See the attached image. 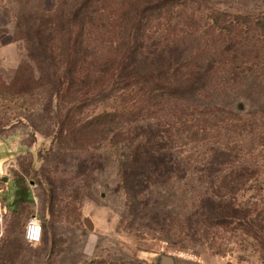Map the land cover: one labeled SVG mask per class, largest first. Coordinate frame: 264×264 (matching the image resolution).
I'll return each mask as SVG.
<instances>
[{
  "label": "rangeland",
  "instance_id": "obj_1",
  "mask_svg": "<svg viewBox=\"0 0 264 264\" xmlns=\"http://www.w3.org/2000/svg\"><path fill=\"white\" fill-rule=\"evenodd\" d=\"M79 1L0 0V173L23 174L0 180V264H162L160 256L264 264V249L240 226L219 228L212 241L196 229L212 182L231 179L230 169L234 180H250L237 192L239 207L264 206V0H179L147 17L138 68L147 70L154 52L168 56L181 87L138 117V141L154 160L129 180L120 171L123 142L82 147L56 133L58 80L41 34ZM122 1L83 13L84 53H111L107 23ZM30 219L43 230L36 244L23 237Z\"/></svg>",
  "mask_w": 264,
  "mask_h": 264
},
{
  "label": "trees",
  "instance_id": "obj_2",
  "mask_svg": "<svg viewBox=\"0 0 264 264\" xmlns=\"http://www.w3.org/2000/svg\"><path fill=\"white\" fill-rule=\"evenodd\" d=\"M101 1L80 0L64 20L58 21L51 33L41 34L47 37L43 45L45 59L55 69L58 80L54 95L61 100L54 123L58 139H69L82 147L97 148L108 137L107 142L111 145L123 142L128 154L120 162V171L121 176L129 180L145 158L154 160L153 150L142 151L138 141V117L142 111L150 112L163 99L176 95L181 87L178 86L181 85L178 82V68L168 56L156 55L154 52L149 57L151 61L148 62L147 70H139L137 52L141 42L138 34L148 24L147 17L155 13L156 9L160 11L167 2L173 8L179 0H158L146 6L137 5V2L126 4L123 0L110 12L112 20L107 23L113 36L108 41L111 53L100 59L83 52V45L90 41L86 42L82 38L80 21L86 10H92L93 5ZM192 17L193 14H190L189 18ZM107 99L110 102L98 112L85 113L88 104L104 105ZM179 116L175 115L177 122ZM260 128L263 131L259 139L263 140L264 116ZM17 174L16 180H22L23 174ZM230 174L233 177L229 180L212 182L213 191L205 199L209 202V208L203 211L202 221H198L199 228L196 229H200L201 235L210 237L212 241L219 228L232 225L230 228H233L235 224L246 235L251 234L258 240L264 249V211H261L264 206L261 210H257L258 205L255 204L252 208L241 209L235 197L250 180H234L236 176L232 169ZM145 178L150 179L149 176Z\"/></svg>",
  "mask_w": 264,
  "mask_h": 264
},
{
  "label": "built area",
  "instance_id": "obj_3",
  "mask_svg": "<svg viewBox=\"0 0 264 264\" xmlns=\"http://www.w3.org/2000/svg\"><path fill=\"white\" fill-rule=\"evenodd\" d=\"M42 231L41 224L35 219H30L24 229V240L29 244L38 243L42 238Z\"/></svg>",
  "mask_w": 264,
  "mask_h": 264
},
{
  "label": "crops",
  "instance_id": "obj_4",
  "mask_svg": "<svg viewBox=\"0 0 264 264\" xmlns=\"http://www.w3.org/2000/svg\"><path fill=\"white\" fill-rule=\"evenodd\" d=\"M16 177H18L17 172H8L7 166L3 168L2 174L0 173V180H16Z\"/></svg>",
  "mask_w": 264,
  "mask_h": 264
},
{
  "label": "water",
  "instance_id": "obj_5",
  "mask_svg": "<svg viewBox=\"0 0 264 264\" xmlns=\"http://www.w3.org/2000/svg\"><path fill=\"white\" fill-rule=\"evenodd\" d=\"M86 224L88 225L89 228H91V225H89V223ZM160 260L162 264H172V259L170 257L160 256Z\"/></svg>",
  "mask_w": 264,
  "mask_h": 264
}]
</instances>
